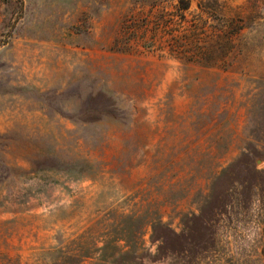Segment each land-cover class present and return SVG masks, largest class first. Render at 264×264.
Masks as SVG:
<instances>
[{
    "label": "rangeland",
    "instance_id": "1",
    "mask_svg": "<svg viewBox=\"0 0 264 264\" xmlns=\"http://www.w3.org/2000/svg\"><path fill=\"white\" fill-rule=\"evenodd\" d=\"M0 264H264V0H0Z\"/></svg>",
    "mask_w": 264,
    "mask_h": 264
}]
</instances>
